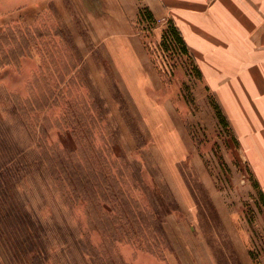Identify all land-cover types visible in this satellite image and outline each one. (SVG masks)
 Returning <instances> with one entry per match:
<instances>
[{"label":"rangeland","instance_id":"rangeland-1","mask_svg":"<svg viewBox=\"0 0 264 264\" xmlns=\"http://www.w3.org/2000/svg\"><path fill=\"white\" fill-rule=\"evenodd\" d=\"M30 1L8 9L0 31V264H243L217 200L260 264L264 204L222 104L232 106L237 80L251 98L264 70H200L172 40L165 51L142 28L161 80L149 94L188 133L154 139L110 70L84 63L54 0H40L39 11ZM181 144L184 157L167 153ZM174 180L185 185L192 213ZM33 232L35 248L48 242L44 260L27 253Z\"/></svg>","mask_w":264,"mask_h":264},{"label":"crops","instance_id":"crops-1","mask_svg":"<svg viewBox=\"0 0 264 264\" xmlns=\"http://www.w3.org/2000/svg\"><path fill=\"white\" fill-rule=\"evenodd\" d=\"M54 2L80 50L85 53L84 63L90 64L93 70H110L112 81L114 78L118 82L126 95L134 100L146 122L151 124L150 132L154 139L171 140L178 133L177 136L187 140L188 133L184 127L176 124L173 113L159 108L158 101L149 94V90L155 91L160 87L161 80L141 35L144 32L141 30L142 19H145L142 11L148 10L153 16L155 23L151 32L154 43L160 44L168 23H174L186 42L189 55L200 70H264V52H260L264 45V0ZM40 5V0H31L29 9L39 11ZM8 9L22 10V0H18V7H8L7 0H0V31L7 25ZM88 46L100 52L96 59L92 57ZM97 59L102 62L101 66ZM95 72L105 92L106 79L100 72ZM231 86L232 106L223 103V110L229 113L242 156L264 195V83L255 86L251 98L242 93V85L238 80ZM170 147L172 150L167 152L170 155L184 157L188 153L184 144L177 149ZM179 182V186H175L182 198L181 202L192 213V200L186 195L185 185ZM216 205L220 208L222 215L218 212L226 233L243 264H254L245 244V232L239 231L236 226V217L228 208L220 206L219 200ZM259 261L264 264V253L260 255Z\"/></svg>","mask_w":264,"mask_h":264},{"label":"trees","instance_id":"trees-1","mask_svg":"<svg viewBox=\"0 0 264 264\" xmlns=\"http://www.w3.org/2000/svg\"><path fill=\"white\" fill-rule=\"evenodd\" d=\"M142 16L145 17V19H147L149 22L152 23V25L155 23L154 22V19H153V16L151 15V13L148 11V10H144L142 11ZM170 39L172 40L176 46L179 48V50L184 54V55H187L188 57L191 58V56L189 55V51H188V48H187V45H186V42L184 41L183 39V36L181 34V32L179 31V29L174 25L173 22H169L168 23V27L166 29V31L164 32V35H163V38H162V41H161V44L160 46L162 48L165 49V51L168 50V47H167V40ZM192 59V58H191ZM215 109H216V113H217V116L218 118L220 119V122L225 126V127H229V123H228V120L227 118L225 117V115L223 114V111L221 110V108L218 106V105H215ZM22 152V151H21ZM17 153L16 155V158L14 159H19V157H21L20 155L23 154V152L21 153ZM23 156V155H22ZM18 162L17 161V165H18ZM22 162V161H21ZM20 163V162H19ZM15 169V168H14ZM254 187L256 189H258V193H259V196L261 198V201L262 203L264 204V195L262 194V192L260 191L259 189V186L258 184L254 181ZM15 215V214H14ZM9 219H10V222H12L13 224L18 225V218L16 219L15 217H11L9 216ZM19 223H22L23 224V221L19 222ZM35 226L38 227L37 224L39 223H36L34 222ZM39 227H40V224H39ZM36 229V228H35ZM40 234V233H39ZM34 235H38V232H33L32 235H29L28 238H26V243H28L29 247H30V250L28 249L27 250V253H30V252H34L37 254V258L36 259H40V260H44L45 259V253H44V250L43 248L41 247L42 245H48L47 241L46 240H43L42 241V245L38 246L37 248L34 247V244L32 243L33 241V238H34ZM32 237V238H31ZM40 239V238H39ZM17 244L19 243V241H14V243ZM15 245V244H14ZM45 247V246H43ZM12 248H13V244H12Z\"/></svg>","mask_w":264,"mask_h":264},{"label":"built area","instance_id":"built-area-1","mask_svg":"<svg viewBox=\"0 0 264 264\" xmlns=\"http://www.w3.org/2000/svg\"><path fill=\"white\" fill-rule=\"evenodd\" d=\"M153 25L151 22H149L147 19H142V28L145 31L151 32L153 29Z\"/></svg>","mask_w":264,"mask_h":264}]
</instances>
